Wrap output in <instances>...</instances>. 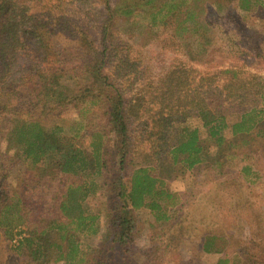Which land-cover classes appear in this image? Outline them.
Wrapping results in <instances>:
<instances>
[{
  "label": "trees",
  "instance_id": "16d2710c",
  "mask_svg": "<svg viewBox=\"0 0 264 264\" xmlns=\"http://www.w3.org/2000/svg\"><path fill=\"white\" fill-rule=\"evenodd\" d=\"M90 1H98L94 11L85 7L91 27L70 30L76 41L52 53L49 38L65 33L67 21L60 19L66 0H0V239L24 226L17 239L21 264H134L133 210L148 209L165 228L181 226L176 219L183 203L168 179L200 168L225 184L229 164L255 161L253 143L264 138L262 88L242 82L228 68L223 81H196L186 64L148 80L133 45L109 30L117 18H148L144 33L177 24L175 34L191 33L204 51L199 40L204 28L195 27L199 0ZM236 6L264 9V0H236ZM78 73L91 82L77 85L71 76ZM69 107L83 117L73 135L58 124L45 126V115L60 116ZM81 133L89 138L88 148L78 140ZM20 163L25 182L11 189L10 170ZM253 164L238 167L236 178L252 181ZM51 185L53 206L29 205H35L32 194ZM107 186L114 202L105 210L104 233L96 244L83 245L80 236L95 233L99 219L84 203ZM245 205L230 218L222 211V219L231 225L239 214L252 226L248 235L240 239L212 230L202 249L220 252L222 235L224 252L241 264H264L260 221ZM179 235L150 249L144 264H163V252ZM229 261L224 256L216 264Z\"/></svg>",
  "mask_w": 264,
  "mask_h": 264
},
{
  "label": "rangeland",
  "instance_id": "374dc122",
  "mask_svg": "<svg viewBox=\"0 0 264 264\" xmlns=\"http://www.w3.org/2000/svg\"><path fill=\"white\" fill-rule=\"evenodd\" d=\"M66 0L62 5L67 11L60 22L67 21L65 33L55 32L49 38V45L52 53L56 47L67 48L76 41V38H69L70 30L91 27V22L87 23L88 7L91 11L96 10L98 1ZM116 2V0H109ZM215 0H199L195 14L196 25L201 27L200 33L203 38L200 42L204 46V51L197 47V41L191 33H183L177 36L173 31L175 25L169 27L156 25L155 32L147 31L144 33L143 26L148 22L147 19L128 18L127 20L117 18L109 26V30L116 32L122 39L127 40L133 45V53L139 57V63L146 73V79L150 80L153 76L168 70L175 65L186 64L195 75L196 81L221 80L228 75L224 69H232L236 77L246 84L258 86L264 90V9L256 6L253 9H239L236 0H217L221 1V6L213 4ZM205 25V27L203 26ZM190 27V26H189ZM222 69V72L220 71ZM205 75L204 77H200ZM254 76V79L251 76ZM71 78L77 85L89 84L90 78L83 77L79 73L72 75ZM256 83H258L256 85ZM48 113L44 116L45 126L58 124L63 127L66 135H73L79 123L83 122V117L78 115V110L68 108L60 116ZM81 132V131H80ZM84 134V132H82ZM81 133L80 142L83 141L87 146L89 138ZM82 138V139H81ZM88 148V146H87ZM253 156L255 161L243 160L233 161L228 166L224 177L229 178L222 182L212 180L210 175L200 168L193 171H186L181 174L173 175L167 181L168 188L180 197L183 203L177 212V223L181 226H173L168 229L161 226L159 222H154L153 215L146 208L133 210L135 229L132 239L131 261L134 264L142 263L147 252L154 247L171 239V235L179 232V236L173 239L169 251L165 253L163 264H216L217 259L229 257L228 264H241L229 252H224L223 248L226 241L219 239L221 251L206 252L202 249L204 235L215 230L218 233L234 235L242 239L252 229L239 214L236 222L229 224L224 221L233 216L235 211H242V204L249 212L257 216L260 221V229L256 228L257 236L264 243V138L257 139L253 143ZM261 157L258 159V157ZM254 163L253 173L249 174L252 181L238 176L235 173L238 167ZM113 172V163L109 164V172L105 174V179L110 180ZM26 170L23 164H16L10 170L11 189H18L20 184L25 182ZM98 181L99 178L97 177ZM102 181V178L100 179ZM55 186L44 188L41 192L37 191L31 195V200H35V205L51 207L54 204L52 194ZM112 192L109 186L99 189L96 194L86 200L87 209L99 214V219L95 223V233H85L80 236L83 245H94L98 242L105 230V213L108 206L113 205L111 200ZM222 211L226 217L222 219ZM240 213V212H237ZM256 220V221H257ZM23 225L14 227L12 238L2 236L0 239V264H21L22 258L19 240L13 241L15 236L22 237L25 232ZM165 232V234H164ZM169 234V236H167ZM161 242V243H159ZM171 242V241H170ZM48 264H64L63 260H58ZM144 264V262H143Z\"/></svg>",
  "mask_w": 264,
  "mask_h": 264
},
{
  "label": "built area",
  "instance_id": "2783aa9c",
  "mask_svg": "<svg viewBox=\"0 0 264 264\" xmlns=\"http://www.w3.org/2000/svg\"><path fill=\"white\" fill-rule=\"evenodd\" d=\"M19 237H17V236H15L14 238H13V241L14 242H17V239H18Z\"/></svg>",
  "mask_w": 264,
  "mask_h": 264
}]
</instances>
